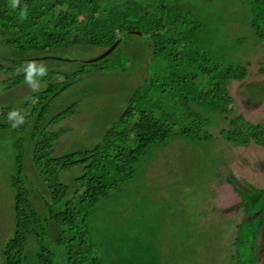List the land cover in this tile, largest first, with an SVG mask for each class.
<instances>
[{"label": "trees", "instance_id": "16d2710c", "mask_svg": "<svg viewBox=\"0 0 264 264\" xmlns=\"http://www.w3.org/2000/svg\"><path fill=\"white\" fill-rule=\"evenodd\" d=\"M219 1L208 0L203 13L198 4L207 0H0V70L6 74L0 89L32 80L44 84L22 104L28 109L22 123L1 120L12 108L0 106V130L16 134V169L11 176L15 227L4 246V264H24L31 238L38 264H57L56 249L65 264H104L91 228L92 210L136 177L137 164L152 146L181 138L188 143L221 140L235 147L264 148V121L254 122L237 112L230 89L232 81L248 78L251 61L220 59L206 34L208 15L212 20L223 14L229 21L246 22L250 31L238 34L230 27V42L224 43L242 51L247 41L264 45V0H221L224 7L215 10ZM232 4L239 7L243 20L228 13ZM107 35L115 38L109 44ZM129 39L141 41L152 56L148 81L134 91L99 143L55 155L56 142L68 129L53 127L75 115L79 102L52 112L53 102L89 74L125 70L128 57L121 54ZM117 41L109 54L96 60H68L64 53L78 46L109 48ZM38 58L46 64L35 63ZM62 64L68 68L61 69ZM259 72L264 75V64ZM240 86L251 92L246 104L257 106L264 81ZM212 112L227 120L220 135L211 131ZM28 156L47 194L40 186L37 191L28 187ZM73 168L78 173L64 180L63 173ZM225 180L241 199L233 206L210 205L211 212L204 211L211 216L206 225L213 231L210 264H264V188L240 185L230 173ZM215 181H222V172ZM34 194L43 199L41 209ZM208 196L205 191L183 201L195 209ZM200 256L197 264L208 263V257Z\"/></svg>", "mask_w": 264, "mask_h": 264}, {"label": "rangeland", "instance_id": "374dc122", "mask_svg": "<svg viewBox=\"0 0 264 264\" xmlns=\"http://www.w3.org/2000/svg\"><path fill=\"white\" fill-rule=\"evenodd\" d=\"M222 3L220 0L217 4L219 7L214 9L223 8ZM205 5H208V0L198 4L203 13H207ZM228 11L235 12L234 18L243 20L238 6L232 4ZM208 19L210 28L206 29L209 37L207 43L220 59L232 62L240 57L251 61L248 78L244 82L230 83L237 112H242L251 121H264V93L258 94L260 102L257 106H248L246 100L251 92L240 86L248 83L256 85L264 81V75L259 72V67L264 64L263 43L252 46V42L247 41L244 52L241 48L233 49L227 43L230 42L228 28H233L231 32L238 29V34H248L250 31L246 22L229 21L231 18L227 20L223 14L212 20L208 15ZM106 29H109L108 26ZM114 39L107 35L106 44ZM127 44L121 54L123 59L127 60L128 57L125 70L89 74L53 102L52 112L66 108L72 102H79L75 115L53 127L68 129L57 140L55 155L91 148L99 143L106 131L120 118L134 91L148 81L153 68L151 54L139 40L129 39ZM109 48L78 46L64 53L68 60L87 61L97 58ZM34 61L40 65L47 62L39 58ZM72 63L67 62L70 65ZM67 68L66 64H62L61 69ZM4 77L5 72L0 70V79ZM43 86L41 81L32 80L13 89H0V106L12 108L8 117L1 120L22 123L23 115L28 110L22 104ZM212 113L211 131L220 135L219 129L227 125V120L222 115ZM15 135L10 130H0V264H4V246L13 235L15 227L14 194L11 187V176L16 169ZM25 135H29L28 131ZM137 171L133 180L92 210L91 228L103 263L197 264L198 256L204 255L208 257V263L206 261L205 264H210L213 231L212 226H208L211 216L204 215V211L211 212L210 205L229 207L240 201L233 184L225 180L227 173L233 175L240 185L253 184L264 188V148L256 144L235 147L221 140L197 144L173 138L165 145L150 147L144 160L137 164ZM25 172L28 187L37 191L40 186V190L47 194L34 169L31 156L27 158ZM219 172H222V181L217 182L215 180ZM76 173L78 168H73L64 172L62 177L68 180ZM205 191L210 196L198 208L184 204L185 196L198 198V194ZM33 201L40 209L44 205L43 199L37 194L33 195ZM54 247L58 246L54 244ZM148 247L151 249L150 255ZM56 252L57 264H65L59 249ZM35 253L36 245L31 238L27 247L28 260L24 264H38Z\"/></svg>", "mask_w": 264, "mask_h": 264}, {"label": "water", "instance_id": "95a60500", "mask_svg": "<svg viewBox=\"0 0 264 264\" xmlns=\"http://www.w3.org/2000/svg\"><path fill=\"white\" fill-rule=\"evenodd\" d=\"M117 43H118V41H117L112 47H110L106 52H104V53H103L102 55H100L99 57L94 58L93 60H96V59H98V58H101V57H103V56L109 54V53L114 49V47L116 46Z\"/></svg>", "mask_w": 264, "mask_h": 264}]
</instances>
